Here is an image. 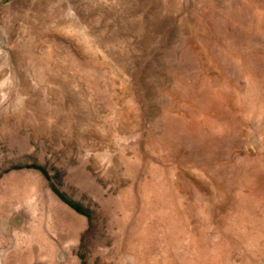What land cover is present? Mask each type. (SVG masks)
Wrapping results in <instances>:
<instances>
[{"label":"rangeland","instance_id":"rangeland-1","mask_svg":"<svg viewBox=\"0 0 264 264\" xmlns=\"http://www.w3.org/2000/svg\"><path fill=\"white\" fill-rule=\"evenodd\" d=\"M0 264H264V0H0Z\"/></svg>","mask_w":264,"mask_h":264}]
</instances>
